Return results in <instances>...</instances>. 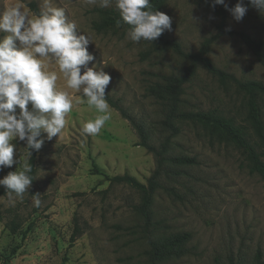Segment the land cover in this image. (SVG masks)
<instances>
[{
  "label": "rangeland",
  "instance_id": "374dc122",
  "mask_svg": "<svg viewBox=\"0 0 264 264\" xmlns=\"http://www.w3.org/2000/svg\"><path fill=\"white\" fill-rule=\"evenodd\" d=\"M27 1H35L41 10L46 3L0 0V11L21 2L31 17ZM224 1L232 6L238 2ZM48 2L63 8L79 32L91 35L88 51L95 59L88 67L96 64L110 75L106 93L145 127L157 145L166 132L159 123L160 104L147 88L163 74H183L187 62L170 50L151 51L143 57L151 43L130 41L124 26L98 31L95 23L119 14L114 4L100 8L83 0ZM247 8L237 22L229 11L222 13L199 0H163L162 13L172 20L171 30L164 33L187 52L212 38L208 55L215 66L238 80L264 83V65L240 37L217 35L223 21L226 29L243 30L264 41V11L252 5ZM62 83L58 81V85ZM182 99L183 110H211L245 126L264 162V143L257 140L246 120V97L234 81L221 83L198 66L185 83ZM258 103L264 123V95ZM109 106L111 119L99 134L91 136L84 134L82 127L95 118L96 111L86 104L75 105L62 133L45 139L35 151L36 174L28 192L14 202L6 194L0 196V264H145L144 220L133 207L140 201L139 192L125 184L110 183L93 172V165L106 175L128 173L146 183L156 168V157L138 144L140 137L132 123ZM177 124L180 132L168 155L194 157L195 163H165L147 232L159 237L186 231L190 240L183 255L162 264H250L258 249L264 252V172L250 171L243 150L223 136L199 124ZM41 135L46 137V133ZM10 143L15 163L0 168V179L21 171L26 161L25 142L16 139ZM37 192L39 207L34 206L32 196ZM10 219L20 223L16 233L5 228ZM76 223L80 234L72 241Z\"/></svg>",
  "mask_w": 264,
  "mask_h": 264
},
{
  "label": "clouds",
  "instance_id": "9594fccd",
  "mask_svg": "<svg viewBox=\"0 0 264 264\" xmlns=\"http://www.w3.org/2000/svg\"><path fill=\"white\" fill-rule=\"evenodd\" d=\"M83 2L100 8L114 4L121 18L116 26L128 25L126 37L134 43H151L171 30V18L152 11L150 0ZM248 3L264 11V0H248ZM216 5H224V0H211L210 7ZM24 8L21 2H16L0 11V33L3 34L0 35V168L15 163L11 141L18 139L26 145L22 170L9 172L0 179L10 202L22 199L34 180L28 175L33 169L28 162L32 151L40 150L45 139L52 140L62 133L66 117L75 105L86 104L97 113L94 119L83 124L84 134H99L111 119L106 101L111 77L96 64L88 67L95 59L88 51L91 35L79 32L65 10L52 7L48 0L39 14L31 17ZM225 8L237 22L248 10L243 0ZM32 196L34 206L39 207L40 193Z\"/></svg>",
  "mask_w": 264,
  "mask_h": 264
},
{
  "label": "trees",
  "instance_id": "16d2710c",
  "mask_svg": "<svg viewBox=\"0 0 264 264\" xmlns=\"http://www.w3.org/2000/svg\"><path fill=\"white\" fill-rule=\"evenodd\" d=\"M201 3L209 5L211 0H199ZM151 10L162 12L163 0H150ZM248 7L250 4L248 0L244 2ZM26 5L33 14H39L41 9L35 1H27ZM227 5L228 8L233 7L224 1V5H216L214 8L224 13ZM119 14L110 15L102 19L100 22L95 23L98 31L106 30L117 25L120 20ZM126 29L129 27L126 24H121ZM223 34H236L244 42V44L255 54V56L264 65V41L257 40L249 33L239 30L234 31L226 29L223 21L219 25L217 35ZM215 35L214 37H216ZM213 37V38H214ZM212 38H205L200 47L195 51H184L180 42L168 38L163 33L157 40L151 42V49L143 52L142 56L145 57L151 51H172L187 62L185 72L183 74H163L160 79L154 81L147 88L149 95H151L161 107V118L159 123L161 129L166 132L163 133L161 140L156 145L150 139V136L145 127L136 121L119 102L106 93V101L116 108L120 114L127 118L137 130L140 137V143L152 152L156 157V168L147 179L146 183L139 181L133 175L128 173L117 174L113 176L106 175L101 172L96 165H93V172L102 174L110 183L125 184L136 189L140 194V201L133 205L134 211L144 220V236L147 240L148 248L145 250V264H162L170 259L180 257L186 252V244L190 240L189 232H177L166 236H152L147 229L152 223L153 216L152 203L156 190L162 186L159 178L163 172L166 171L165 163L170 162L176 165L194 164L195 158L186 155L170 156L169 150L174 143L173 138L180 132L178 122H187L192 124H199L202 127L209 129L227 140L231 141L236 147L243 150L250 161V171L264 172V162L260 158L259 152L255 148V143L247 136L245 126L236 125L231 118L223 117L211 110H183L181 105L183 102L182 95L185 92V83L195 73L198 66H202L211 75L217 77L221 83L227 80H232L236 83L237 87L244 93L247 103L246 120L252 128L257 140L264 143V123L261 118L260 107L258 99L264 95V83L258 80L241 81L233 77L231 74L223 71L215 66L212 59L209 57L210 43ZM35 151H32L30 160L28 161L32 166V172L28 175L33 179L36 174L35 165ZM5 194V188L0 189V196ZM1 219V217H0ZM20 227V223L15 219L6 221L5 228L11 233H16ZM80 234L79 226L75 225L71 235V240L74 241ZM16 249H13L14 252ZM230 264H234L232 261ZM250 264H264V252L258 249Z\"/></svg>",
  "mask_w": 264,
  "mask_h": 264
}]
</instances>
